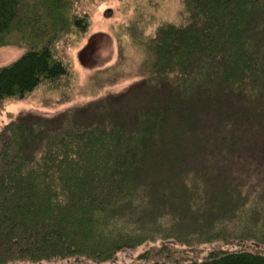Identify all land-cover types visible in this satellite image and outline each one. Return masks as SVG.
<instances>
[{"label":"trees","instance_id":"trees-1","mask_svg":"<svg viewBox=\"0 0 264 264\" xmlns=\"http://www.w3.org/2000/svg\"><path fill=\"white\" fill-rule=\"evenodd\" d=\"M79 1L0 0V48L23 49L0 67V109L39 89L74 97L58 46L89 31ZM175 1L160 19L164 0H131L119 62L91 79H140L146 103H104L86 122L28 114L1 130L0 264H113L147 244L151 264H264L261 209L249 208L264 177V0ZM170 187L194 190L184 201ZM195 209L208 222L177 227Z\"/></svg>","mask_w":264,"mask_h":264},{"label":"rangeland","instance_id":"rangeland-1","mask_svg":"<svg viewBox=\"0 0 264 264\" xmlns=\"http://www.w3.org/2000/svg\"><path fill=\"white\" fill-rule=\"evenodd\" d=\"M141 1L143 2V0ZM130 2L131 0L79 1L81 11L89 15V31L87 35L81 37L80 40L68 38L58 46L60 55L65 59V61L70 63L74 71V97L66 102V99L59 97L58 94H52L45 92L44 89H39L25 100H9L4 104L3 109H0V132L10 122L11 118L22 117L28 114H34L50 121L53 120L52 122L56 123L59 121V119L60 121L63 119V117H61L63 114L72 113L74 116H76V120L79 118L78 121L84 119L85 121L82 122H86L93 118L92 115L95 114L94 111L104 103H114V108H116V102H121L123 105L120 107L124 106L125 108H128V113L132 112V110L137 108L139 105L146 103L147 100L152 96L149 97L150 92L147 91L149 87L144 85L140 79L127 78L121 82H117L112 86L103 83L102 87L95 86L93 84L94 82L91 80L95 74H99L119 62V42L116 37L115 28L119 25V23L126 21V18L128 17L126 11L127 9L129 12L134 10V6L132 7L131 5L129 8H127ZM178 8L179 5L175 0H164V3L157 11L158 17L160 19H164L168 18L171 14L175 17ZM22 54L23 49L17 47L0 48V67L9 65L12 62L18 60ZM101 77H105V75H101ZM244 103L253 106L247 99ZM249 107L247 109H249ZM70 116L71 115H69V117ZM254 145L262 147L264 145V141L261 139L255 140ZM253 177L258 178L260 183L258 187H253L252 189H254V192L257 191V194L254 193L253 196H256L255 200H257L261 206L254 202H251L250 206H248L249 208L253 207V209H256V211L261 209V213L259 211H255L256 213L254 216L257 217V219L254 223L259 227H263L264 197L262 191H264V186L261 183L264 181V177H259L258 175H254ZM204 178L205 177H202V179ZM190 180L191 183L193 180ZM150 188L153 190V192H155L154 190L157 189L153 187ZM173 189L174 187L168 188L169 193H171L169 196H174L178 193L182 195L181 198H185H183L184 201L188 199L186 197L189 195L188 192L194 190L191 187H188L186 188L188 192L185 190V193H181L177 190L173 191ZM201 189L206 190L207 186ZM211 189L212 186L209 185L207 190ZM182 190H184V188ZM181 198L179 199L180 203L182 201ZM181 205L185 206L184 204ZM187 207L189 208V205H187ZM248 210V207H246V211ZM204 211V209H195L193 210L194 215L186 216L183 214L182 216V214H180L179 219L177 220V224L179 226L177 227L181 229H187V227L201 226L203 220H201L199 216L206 215V213L204 214ZM247 215H249L248 212ZM262 217L263 219H261ZM208 219L209 217L206 216L203 223L208 222L206 221ZM149 247L150 245L147 244L145 246L139 247L136 251H125L119 253L113 261V264H151L139 258L142 253L148 250ZM212 247L213 246L206 247V251L203 253V255L206 254V252ZM14 264L32 263L25 262ZM36 264L94 263L86 262L85 260H67L46 263L42 262Z\"/></svg>","mask_w":264,"mask_h":264}]
</instances>
